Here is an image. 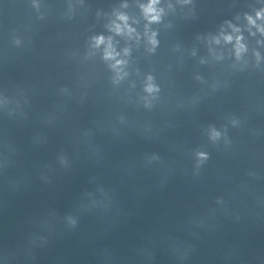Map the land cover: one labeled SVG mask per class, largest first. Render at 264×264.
Segmentation results:
<instances>
[{
    "label": "clouds",
    "instance_id": "obj_1",
    "mask_svg": "<svg viewBox=\"0 0 264 264\" xmlns=\"http://www.w3.org/2000/svg\"><path fill=\"white\" fill-rule=\"evenodd\" d=\"M157 3H158V0H150V3L147 6H143L146 17L149 18L150 20H153V21L157 20L159 18V15H160V11H158L155 7V5ZM257 16L259 17L260 14L258 13ZM119 19L121 21H126L127 17H125L124 15L121 14L119 16ZM249 22L253 23V24L255 23V21H253L251 19V17H249ZM124 27L127 28V25L125 24ZM113 30L116 31L117 33H120L123 31L120 24H115ZM131 32H132V30L128 29V33L131 34ZM225 39L228 41H231L232 37L226 36ZM240 39H241L240 37L236 38V40H237V53L238 54H239V52L244 50V45L240 43ZM103 43H105L104 37H99L96 39V45L97 46H99L100 44H103ZM125 51H127V50H125ZM116 55H118V54L115 53V51L112 47L111 41L109 40L107 48L105 49V58L114 59ZM122 63H124V62L117 60L116 65H114V67L121 65Z\"/></svg>",
    "mask_w": 264,
    "mask_h": 264
}]
</instances>
